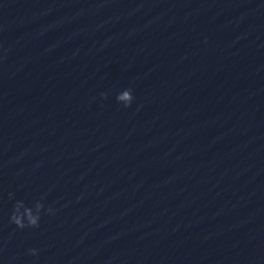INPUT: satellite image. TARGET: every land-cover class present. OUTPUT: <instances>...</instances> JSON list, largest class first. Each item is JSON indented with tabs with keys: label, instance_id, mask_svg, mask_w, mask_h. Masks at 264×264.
Here are the masks:
<instances>
[{
	"label": "clouds",
	"instance_id": "1",
	"mask_svg": "<svg viewBox=\"0 0 264 264\" xmlns=\"http://www.w3.org/2000/svg\"><path fill=\"white\" fill-rule=\"evenodd\" d=\"M100 95L102 98H107L106 93H101ZM134 99L135 97L131 88H126L120 91L116 96L117 102L122 104L125 108L130 107ZM11 196L12 194H10V198ZM42 201L43 197L29 205L23 200H16L9 217L10 223L14 224L21 230L26 228H39L42 213L47 215L55 214L54 209L51 206L45 208ZM28 251L29 254L33 256L38 255V250L35 248H31Z\"/></svg>",
	"mask_w": 264,
	"mask_h": 264
}]
</instances>
